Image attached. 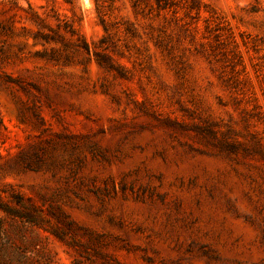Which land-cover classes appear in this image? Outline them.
<instances>
[{
  "label": "rangeland",
  "instance_id": "obj_1",
  "mask_svg": "<svg viewBox=\"0 0 264 264\" xmlns=\"http://www.w3.org/2000/svg\"><path fill=\"white\" fill-rule=\"evenodd\" d=\"M200 3L0 0V264H264V0Z\"/></svg>",
  "mask_w": 264,
  "mask_h": 264
},
{
  "label": "trees",
  "instance_id": "obj_2",
  "mask_svg": "<svg viewBox=\"0 0 264 264\" xmlns=\"http://www.w3.org/2000/svg\"><path fill=\"white\" fill-rule=\"evenodd\" d=\"M95 1L97 3L98 11H101L102 10L100 4L101 0H95ZM133 7L135 9H143V10L149 9L150 11L157 10L158 12L173 11L174 13H179L181 10H183L185 12V15L187 16L189 13H192L193 11L199 13L201 9V3L200 0H133ZM104 29L106 32L108 31V27L105 24H104ZM71 31L73 32V34L75 33L74 29H71ZM56 34L57 33L54 34L45 33L39 30L36 33L35 37L42 38L44 41L50 42V41L58 40ZM80 37L83 43V47L88 52H90L91 47L89 46V44L86 43L82 35H80ZM100 42L102 43V45L105 44L107 46L106 48H108L107 36L102 37ZM96 55L98 56V59L102 64H105L110 68H115V64L106 58V53L101 51H96ZM1 126H2V121L0 118V132H1ZM0 208L8 213L25 217L28 220L36 223L38 222V218L32 213L15 211L13 208L4 204L1 200H0Z\"/></svg>",
  "mask_w": 264,
  "mask_h": 264
}]
</instances>
